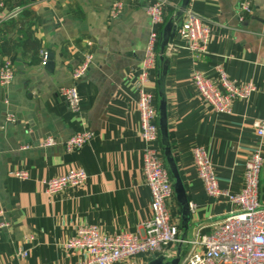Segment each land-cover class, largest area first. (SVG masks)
Masks as SVG:
<instances>
[{
	"label": "crops",
	"instance_id": "0c3cea01",
	"mask_svg": "<svg viewBox=\"0 0 264 264\" xmlns=\"http://www.w3.org/2000/svg\"><path fill=\"white\" fill-rule=\"evenodd\" d=\"M25 1L0 0V66L10 61L15 69L12 82L0 85V209L9 223L0 235V264H76L85 262L87 253L66 243L80 226L97 225L107 236L144 232L151 195L141 170L144 145L134 102L151 27L146 8L152 0H29L36 15L34 35L16 48L18 26L9 30L7 22ZM116 1L123 8L112 18ZM181 1L167 0L164 24ZM239 2L190 0L187 8L210 27L207 51L191 54L176 32L165 53L166 121L189 203L187 240L209 233L216 221L237 209L225 196L205 192L194 149L203 148L220 189L230 193L244 187L249 155L259 148L264 158V137L253 127L264 119V0H254L243 20ZM40 51L51 55L49 68ZM158 52L159 44L145 84L156 106ZM84 53L92 61L77 84L80 105L72 111L59 90L71 85L72 70ZM221 71L237 84L254 86L249 99L236 100L229 113L215 112L192 80L198 72L216 83ZM10 115L13 121L7 120ZM82 130L93 133L91 140L80 149H65L64 141ZM48 137L55 144L41 146ZM157 145L161 149L160 138ZM71 168L84 169L83 185L53 195L44 191L42 180ZM22 169L24 179L14 175ZM259 200L264 204V162ZM167 205L182 236L176 197ZM18 250L26 255L19 256ZM202 251L199 244L172 243L166 259L180 253L181 263L191 252ZM160 255L139 253L118 264H149Z\"/></svg>",
	"mask_w": 264,
	"mask_h": 264
},
{
	"label": "built area",
	"instance_id": "2783aa9c",
	"mask_svg": "<svg viewBox=\"0 0 264 264\" xmlns=\"http://www.w3.org/2000/svg\"><path fill=\"white\" fill-rule=\"evenodd\" d=\"M254 0H240L238 17L243 20L252 12ZM167 0H152L146 12L151 19L146 55L143 66L137 76L135 109L139 112L140 137L143 142L141 170L145 183L150 191L151 200L149 214L143 221V235L120 233L113 236L103 235L97 225L78 227L76 234L66 245L68 248L80 249L87 253L85 262L76 264H118L123 259L139 253H158L167 257V248L172 243L199 244L201 253L191 252L178 264H264V204L259 200V173L264 158L259 148L255 149L245 161L244 187L238 193H230L220 189L217 177L211 167L203 148L193 151V158L199 179L208 195L225 196L237 206L235 211L216 221L209 233L198 234L192 239H181L180 229L175 219H172L168 202L173 199V181L158 147L159 129L157 123V106L152 92L146 88L148 70L153 66L159 37L165 19ZM123 5L116 1L112 3L110 14L118 17ZM16 15V14H15ZM14 16V14H13ZM12 17V16H11ZM176 32L184 38L189 52L195 56L207 51L210 39V27L202 21L197 13L186 8L178 22ZM170 43L165 49L170 50ZM42 60L46 54L40 51ZM92 56L84 53L71 73L72 83L59 90L66 105L76 111L80 105V95L77 84L90 68ZM14 67L10 61L0 66V85H9L14 77ZM193 83L204 102L217 113H229L236 100H247L254 90L252 83L237 84L231 81L221 71L217 82L207 79L196 72ZM8 121H13L10 115ZM258 137H264V119L253 123ZM93 133L82 130L70 135L64 141L67 150H77L91 140ZM55 139L48 137L40 142L43 147L54 145ZM18 178H26L27 171L14 173ZM87 175L82 168H71L62 174L42 180L44 191L53 195L67 187L78 188L86 181ZM0 209V235L9 226ZM19 256H25L26 251L18 250Z\"/></svg>",
	"mask_w": 264,
	"mask_h": 264
},
{
	"label": "water",
	"instance_id": "95a60500",
	"mask_svg": "<svg viewBox=\"0 0 264 264\" xmlns=\"http://www.w3.org/2000/svg\"><path fill=\"white\" fill-rule=\"evenodd\" d=\"M190 0H182L178 11L171 16L166 23L163 25L160 37H159V52H158V69L160 64H162V79L158 78L157 81V94L159 97L158 105H157V123H158V129L160 134V144H161V151L163 154L164 161L166 163V166L168 168V172L171 176V179L173 181V190L176 197V200L178 204L181 207V227L183 228V234L181 236V239H186L188 226H189V203L187 200L186 191L183 185V182L181 180L179 170L177 163L175 161V158L173 156V152L171 149L170 144V138L169 133L167 129V121H166V99L164 95V79L168 70V59L165 58V49L169 43L173 40V37L176 33V22L179 21L182 14L188 7ZM51 55L49 53H46V68H49L51 66ZM162 84V88L159 86ZM180 262V253L176 255L175 258H172L170 260H167L164 255H160L150 261L149 264H178Z\"/></svg>",
	"mask_w": 264,
	"mask_h": 264
},
{
	"label": "trees",
	"instance_id": "16d2710c",
	"mask_svg": "<svg viewBox=\"0 0 264 264\" xmlns=\"http://www.w3.org/2000/svg\"><path fill=\"white\" fill-rule=\"evenodd\" d=\"M22 7L17 13L16 18L10 17L7 22V27L11 30L13 27L18 26V33L21 35V39H13V46L16 48L23 46V43L28 41L33 35L35 30V12L31 9V3L26 0L25 3H19ZM39 49H37L38 51ZM42 59V57L40 56ZM162 64L159 66V78L162 79ZM162 88V84L159 86ZM172 149V148H171ZM171 177V176H170Z\"/></svg>",
	"mask_w": 264,
	"mask_h": 264
}]
</instances>
